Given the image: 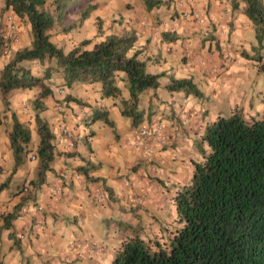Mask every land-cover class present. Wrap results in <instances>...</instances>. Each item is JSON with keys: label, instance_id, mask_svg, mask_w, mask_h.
<instances>
[{"label": "crops", "instance_id": "0c3cea01", "mask_svg": "<svg viewBox=\"0 0 264 264\" xmlns=\"http://www.w3.org/2000/svg\"><path fill=\"white\" fill-rule=\"evenodd\" d=\"M162 1L147 10L144 0H96L97 7L90 17L75 28L81 37L72 47L86 39L89 43L83 48L93 49L106 35L135 31V48L141 51L139 58L145 61L147 72L164 74L159 78L158 87L144 90L139 101L144 111L140 126L161 121L163 133L169 139L163 147L154 145L147 152L145 146L136 148L127 144L136 128L121 114L119 97H102L100 83H79L71 88L60 85L64 94L59 96L53 91L52 96L46 97L40 116L47 121L54 136L60 125L83 136L84 147L77 148L76 143L67 151L56 148L61 153L51 163L55 172L47 173L46 182L28 194L20 193L22 188L18 187L13 192L11 183L16 172H22L18 174L19 178L23 177L22 186L25 180L36 176L38 141L34 138L38 111L27 99L34 101L39 88L12 90V95L8 94V106L0 95V170L12 173L14 159L9 131L13 112L30 129L31 142L34 141L25 163L0 192L2 264H113L118 247L130 234L125 225H135L141 220L129 213L130 209L133 212L175 209L176 191L190 182L194 163L201 161L209 150L202 139L205 125L235 109L248 117L263 113L264 87L260 88L264 86V71L255 69L256 64L244 56L261 49L256 42L254 23L245 14V3L236 0L235 8L234 0ZM3 8L4 0H0V32H4L5 13L12 12ZM190 9L197 13L196 17L188 14ZM77 18L75 15L74 19ZM98 20L102 35L98 34ZM20 27L26 29L19 33L20 41L11 44L12 52L31 44L30 24L21 21ZM223 54L232 58L225 67L219 66ZM200 58L203 63L198 62ZM8 61L6 58L0 64V70ZM33 63H29L30 67ZM216 66H219L217 73L211 72V67ZM259 74L263 77L261 84L256 81ZM169 76L191 78L203 96L168 91ZM118 86L121 96L127 98L124 82L118 81ZM66 95L83 104L66 101ZM210 101H216L214 108L209 105ZM95 110H105L114 126L100 119L92 120ZM81 165L90 167L89 178L82 176L80 182L67 184L59 197L48 193L49 183L62 173H73ZM136 195L145 198V203L134 204L131 200ZM18 203H24L20 209L24 220L14 219L11 224H5V215ZM37 221L41 226L36 225ZM24 226L28 227L27 234L21 238L18 232ZM74 242L85 244L81 247L82 256L69 250ZM90 242L98 245L92 253L86 249Z\"/></svg>", "mask_w": 264, "mask_h": 264}, {"label": "trees", "instance_id": "16d2710c", "mask_svg": "<svg viewBox=\"0 0 264 264\" xmlns=\"http://www.w3.org/2000/svg\"><path fill=\"white\" fill-rule=\"evenodd\" d=\"M241 1L245 3V14L254 23L257 45L262 48L264 1ZM47 2L4 0L3 11L11 10L20 22L30 24L32 40L29 46L13 52L11 59L0 70L2 101L8 106V94L14 89L39 88L34 99L38 111L35 117L39 138L35 151L38 166L36 176L28 180V191L24 189L25 180L20 190L22 194H28L32 188L35 190L46 182L47 173L55 172L51 163L61 153L56 149V136L39 113L45 109L43 100L54 94L50 81L54 72L62 79L59 85L67 88L79 83H100L102 97L120 98L121 114L130 119L133 128L144 121V111L139 105L140 95L148 88L158 87L160 76H164L147 72L145 61L139 58L141 51L135 48V31L106 35L93 49L83 48L89 43L84 39L65 51L52 41L50 31L56 26L61 27V24L65 32L80 27L97 7V2ZM163 2L144 0L147 10ZM237 6L238 2L234 0V7ZM74 12H77L78 18L66 24V18ZM97 24L98 34L102 35L100 20ZM6 47H11L10 40L0 32V57ZM244 56L253 58L248 53ZM32 62L47 63L43 74L32 72L29 64ZM118 81L124 82L127 98L121 96ZM166 89L203 96L191 78L169 76ZM65 100L83 104L70 95H66ZM97 119L114 126L105 110L93 112L92 120ZM9 138L14 164L11 174L1 169L6 173L0 178V192L9 185L13 173L25 163L32 151L31 131L14 112ZM202 139L209 150L201 161L194 163L190 182L176 191L172 212L176 224L169 235L146 239L138 224L127 223L125 227L130 234L118 247L113 264H264V109L260 116L250 119L238 109L229 115H219L205 125ZM89 169V166L81 165L74 172L89 178ZM108 193L111 195L110 190ZM23 205L18 203L11 213L5 215V224L19 219Z\"/></svg>", "mask_w": 264, "mask_h": 264}, {"label": "built area", "instance_id": "2783aa9c", "mask_svg": "<svg viewBox=\"0 0 264 264\" xmlns=\"http://www.w3.org/2000/svg\"><path fill=\"white\" fill-rule=\"evenodd\" d=\"M191 16L196 17L197 13L193 10L190 9L188 12ZM4 32H2L3 36L10 40L11 44L18 43L20 41V34H19V27H20V21L19 19L12 13V12H7L4 15ZM12 54V48L11 47H6L3 50V55H11ZM199 63H203V59H198ZM230 62V58L226 55L222 57V60L219 64V66L223 67L227 65ZM211 67L210 71L213 73H217L218 67ZM163 124L161 121H155L152 126H139L137 127L131 136V138L127 141V144L133 147H146L147 152H151V146L153 147L154 145H157L159 147H163L168 143V137L164 135L163 133ZM72 132L70 129L65 126V125H60L58 132L56 133V146L63 150H70L74 148L75 146V139L72 136ZM6 173V170H1L0 171V178L3 174ZM82 180V175L73 172V173H62L60 178H57L53 180L51 183L47 185V190L48 193L51 196H60L64 190L67 188V184L70 182H80ZM128 184V183H127ZM29 186V181H26L25 184V190H27ZM134 204L137 205H142L145 203V198L143 199L142 196L136 195L132 197L131 200ZM25 215L24 212L21 213L19 216V220H24ZM36 225L39 227L41 226V222L37 221ZM27 226H24L23 230L19 231V237L23 238L27 234ZM82 245H85L84 243L81 242H76L75 244H72L69 246V249L71 251H76L77 255L82 256L84 254L81 250ZM87 252L92 253L95 250L98 249V245L95 242H90L87 244ZM73 252V253H74Z\"/></svg>", "mask_w": 264, "mask_h": 264}, {"label": "rangeland", "instance_id": "374dc122", "mask_svg": "<svg viewBox=\"0 0 264 264\" xmlns=\"http://www.w3.org/2000/svg\"><path fill=\"white\" fill-rule=\"evenodd\" d=\"M49 3L50 0H47ZM75 15H77V12L71 13L69 18L67 17L65 23L69 24L73 21ZM25 23V22H23ZM63 24H61V27L56 26L54 28H52L51 30V39L56 42L57 45L61 46L62 48H64L65 51H68L73 45H75L79 38L81 37V35L79 36L78 33H80L78 30H71V31H67L65 32L63 30ZM26 29V27H19V33L21 34V32H25L24 30ZM31 38H32V34H31ZM21 49V48H20ZM226 55L230 58V62L228 64H230L232 62V58L229 54H223L222 57ZM252 56L253 58H249L251 59L255 64H256V68L259 67L260 72L264 71V47H262L260 50L258 48H256L255 50H252ZM12 55H2L0 57V64L4 63V61L7 59H11ZM45 66L47 65V63L44 64ZM44 65L39 64L38 62H35L32 64L31 69L32 71H34L36 74H43V70L45 68ZM57 73L54 72L52 75V78L50 79L51 83H52V89L54 91V93L56 95H63V88L59 85L60 84V77L56 75ZM256 81H260V84L263 82V77L261 76V74L258 75V79H256ZM46 83H48L49 81H45ZM264 86H261L260 90L263 89ZM22 90H26L28 91V89H21L19 91ZM12 95V92L9 94V96ZM33 102L34 101L30 98L27 99V101ZM216 101H210L209 105L212 106L213 108L216 105ZM247 119H250V117L245 116ZM103 123V122H102ZM87 130L89 131V125H87ZM35 142L38 141V136L35 134ZM75 142L77 143V148H81L84 147V137L78 134H75L74 136ZM31 148H33L34 146V141L32 140L31 144H30ZM25 169V168H22ZM22 173L21 171L16 172L15 174V178L12 180L11 183V191L15 192L16 188H22V183H23V177L19 178L18 174ZM20 186V187H19ZM17 188V189H18ZM136 211V213H135ZM134 212L132 211V209L129 210V213H131L134 217H139L141 220L138 223V225L141 227V234L144 235V237L146 239H150L151 237H167L172 229V226H174L176 224L175 219H174V215H173V209H136ZM138 215V216H137Z\"/></svg>", "mask_w": 264, "mask_h": 264}, {"label": "clouds", "instance_id": "9594fccd", "mask_svg": "<svg viewBox=\"0 0 264 264\" xmlns=\"http://www.w3.org/2000/svg\"><path fill=\"white\" fill-rule=\"evenodd\" d=\"M20 26H21V22H20ZM12 54H13V52H12ZM12 54H11V55H12ZM221 60H222V59H221ZM227 65H229V64H227ZM227 65H225V66H227ZM225 66H223V67H225ZM71 183H73V182H70L69 184H71ZM64 191H66V190H64ZM63 193H64V192H63ZM63 193H62V194H63ZM62 194H61V195H62ZM61 195H60V196H61ZM58 197H59V196H58ZM81 243H82V242H81ZM73 244H74V243H73ZM69 250H70V249H69ZM70 251H71V250H70ZM72 252H73V251H72Z\"/></svg>", "mask_w": 264, "mask_h": 264}, {"label": "bare ground", "instance_id": "6f19581e", "mask_svg": "<svg viewBox=\"0 0 264 264\" xmlns=\"http://www.w3.org/2000/svg\"><path fill=\"white\" fill-rule=\"evenodd\" d=\"M29 188H30V187L28 186L27 191L29 190Z\"/></svg>", "mask_w": 264, "mask_h": 264}]
</instances>
